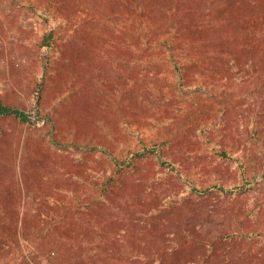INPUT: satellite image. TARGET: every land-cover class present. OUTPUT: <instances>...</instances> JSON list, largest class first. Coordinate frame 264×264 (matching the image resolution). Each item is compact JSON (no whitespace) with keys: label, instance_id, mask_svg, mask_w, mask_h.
Returning a JSON list of instances; mask_svg holds the SVG:
<instances>
[{"label":"rangeland","instance_id":"374dc122","mask_svg":"<svg viewBox=\"0 0 264 264\" xmlns=\"http://www.w3.org/2000/svg\"><path fill=\"white\" fill-rule=\"evenodd\" d=\"M165 1L138 4L149 11ZM115 6L120 23V0H0V98L33 115L0 120V181H21L31 213L39 197L50 199L74 214L66 227L75 230L95 226L91 211L108 214L113 223L101 230L131 231L146 246L154 225L179 228L163 225L170 218L183 228H207L220 214L264 225L263 101L238 102L231 86L225 110L199 87L200 72L196 84L174 81L171 69L156 75L160 61L149 54L125 66L123 27L111 33ZM51 29L55 42L43 46ZM110 181H121L116 204L91 207Z\"/></svg>","mask_w":264,"mask_h":264},{"label":"trees","instance_id":"16d2710c","mask_svg":"<svg viewBox=\"0 0 264 264\" xmlns=\"http://www.w3.org/2000/svg\"><path fill=\"white\" fill-rule=\"evenodd\" d=\"M263 1L167 0L147 11L139 0H120L125 6L123 21L116 22L122 13L115 6L110 11L111 33L116 35L115 28L123 27L125 36L119 34L116 39L125 44V66L149 54L161 62L152 67L156 75L171 69L178 77L174 81L196 84L200 72L199 87L211 92L225 110L231 86L236 93L230 96L238 102L255 94L253 100L264 103V10L247 9L248 3L262 6ZM127 32L134 37L127 38ZM102 36L93 39L101 41ZM54 42L51 29L42 45L51 47ZM145 68L152 69L148 64ZM221 86L223 90L217 91ZM6 117L33 123V115L0 98V120ZM144 155L134 153L136 158ZM118 183L110 181L106 194L93 196L91 207L115 205ZM25 198L21 181L8 185L0 181V264H264V225L249 215L222 218L220 214L207 228H183L180 221L170 218L163 225L178 223L179 228L161 230L154 225V242L146 246L131 231L101 230L103 223L105 227L113 223L108 214L97 217L91 211L95 226L75 230L66 227L75 223L73 213L59 212L50 199L46 204L42 197L31 213Z\"/></svg>","mask_w":264,"mask_h":264}]
</instances>
